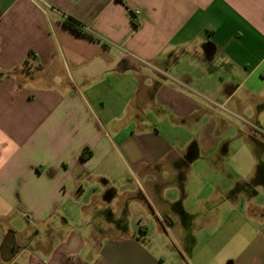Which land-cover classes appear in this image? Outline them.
<instances>
[{"label":"crops","instance_id":"0c3cea01","mask_svg":"<svg viewBox=\"0 0 264 264\" xmlns=\"http://www.w3.org/2000/svg\"><path fill=\"white\" fill-rule=\"evenodd\" d=\"M0 264H264V0H0Z\"/></svg>","mask_w":264,"mask_h":264},{"label":"rangeland","instance_id":"374dc122","mask_svg":"<svg viewBox=\"0 0 264 264\" xmlns=\"http://www.w3.org/2000/svg\"><path fill=\"white\" fill-rule=\"evenodd\" d=\"M232 146L234 148H236L238 146H242L241 140L240 141L239 140H236V141L233 140ZM91 221H92L93 225L96 226V227L106 226V225H108L110 223L108 220H104V219L94 220L92 218ZM134 221H135V219H134ZM73 222H74V226H75L74 229L77 230V231H81V229L86 226L85 224H83V222H80V218H79L78 215L73 219ZM16 226L18 227V229H22V224L17 222ZM23 237H24L25 242H27V240L30 237H32V234H25V235H23Z\"/></svg>","mask_w":264,"mask_h":264},{"label":"trees","instance_id":"16d2710c","mask_svg":"<svg viewBox=\"0 0 264 264\" xmlns=\"http://www.w3.org/2000/svg\"><path fill=\"white\" fill-rule=\"evenodd\" d=\"M65 25L66 27H68L69 29H71L72 31H74L75 33L87 37L91 40L94 41H99L100 40L98 38H96L87 28L86 26L81 23L79 20L73 18L72 16H67L66 20H65Z\"/></svg>","mask_w":264,"mask_h":264},{"label":"built area","instance_id":"2783aa9c","mask_svg":"<svg viewBox=\"0 0 264 264\" xmlns=\"http://www.w3.org/2000/svg\"><path fill=\"white\" fill-rule=\"evenodd\" d=\"M136 14H139V11H137ZM215 105L218 106V107H220V108H222V109H224L223 106H219V105H217V104H215Z\"/></svg>","mask_w":264,"mask_h":264}]
</instances>
